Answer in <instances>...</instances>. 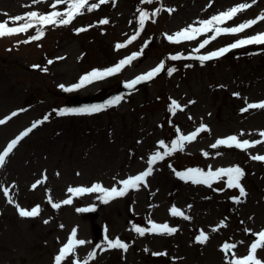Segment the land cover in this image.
Segmentation results:
<instances>
[{"label":"rangeland","instance_id":"obj_1","mask_svg":"<svg viewBox=\"0 0 264 264\" xmlns=\"http://www.w3.org/2000/svg\"><path fill=\"white\" fill-rule=\"evenodd\" d=\"M93 2L98 0H89ZM242 3L252 0H109L90 12L82 10L69 24L40 25L34 20L24 33L0 37V119L6 121L0 124V153L34 122H41L19 140L0 167V264H55L54 257L73 229L86 243L62 264L85 260L87 264H229L233 254L242 258L249 253L257 239L251 233L264 230V161L251 158L264 155V143L247 149L211 145L231 135L241 141L264 140L259 135L264 131V109L241 111L249 103L264 102V45L234 49L224 58L205 62L198 57L264 33V21L240 33L221 34L199 52L194 51L199 43L214 33L178 43L167 39ZM54 4L56 0H0V22L31 11L46 15L68 10L67 2ZM138 9L149 14L143 29ZM157 9L158 14L152 15ZM261 15L264 0H256L220 27H234ZM103 19L109 23L100 24ZM38 28L43 35L31 40ZM82 28L86 30L77 31ZM137 32V39L118 54L116 46ZM133 54L137 58L120 72L73 87L82 77L113 68ZM173 55L181 59H170ZM161 62L165 67L160 77L115 105L92 114L59 115L68 96L113 92ZM169 69L175 71L169 75ZM172 100L183 110L173 114ZM12 112L18 114L9 119ZM201 125L205 130L185 142L183 150L152 166L147 186L129 189L107 203L100 192L67 191L96 183L108 189L123 187L122 180L147 170L151 155L164 152L160 141L170 146ZM234 166L244 172L239 181L243 196L238 188L227 186V177L210 181L209 186L176 174ZM37 181L42 182L33 189ZM65 199L72 203L62 204ZM50 200L61 207L53 208ZM16 205L25 210L39 206L40 212L21 217ZM173 206L189 219L171 215ZM77 209H96L98 215L92 218L89 210ZM149 221L167 223L176 231H146L143 236L135 231L137 226L150 228ZM94 227L102 228V238H96ZM201 231L208 236L204 243L196 240ZM116 238L128 245L126 251L107 247V240ZM225 242L236 244L227 257L221 250ZM256 256L264 262V249L258 248Z\"/></svg>","mask_w":264,"mask_h":264},{"label":"snow or ice","instance_id":"obj_2","mask_svg":"<svg viewBox=\"0 0 264 264\" xmlns=\"http://www.w3.org/2000/svg\"><path fill=\"white\" fill-rule=\"evenodd\" d=\"M34 2H39V0H34ZM67 2L68 10L64 13H61L59 11H53L50 14L41 15L38 14L36 11H31L27 13L26 15H18L11 18V24L16 26H9V20H5L3 22H0V37H4L7 35H13L18 33H24L29 28L33 26V21L35 20L40 25H55V24H69L71 21L75 18L76 15L81 14L82 10L92 11L93 9L99 8L101 5L106 4L109 2V0H98V2L89 3V0H56V4L53 5V7H56V5H59L61 3ZM152 3L153 0H142V3ZM256 0H252V3H242L239 5H236L234 7H231L230 9L221 12L217 15H213L211 18L203 21H199V27H195L192 25L187 26L181 31L176 32L174 35H167V39L172 42H180V41H191L197 39V37L204 35L206 33L212 32L214 33L209 38L204 39L202 42L199 43L198 47L194 50L196 52H199L200 49H203L208 43L211 42V40H215L219 35L221 34H235L243 32L245 29H248L252 27L253 25L257 24L259 21H264V15L259 16L257 19L248 20L246 22H243L237 26L234 27H220V25L225 24L227 21L232 20L238 13H240L243 10H246L252 6V4H255ZM140 15H139V26L141 29H143L145 21L148 19V12L138 9ZM160 9H157L156 12H153L152 15H157ZM174 11V10H169ZM21 21H24V23H19ZM154 22V21H153ZM100 24H107L109 21L107 19H103L99 21ZM86 29H78L77 31H84ZM43 35L42 29H37V34L32 36L31 40H38ZM139 35V32H137L135 35L131 36L128 39V43L131 44L135 39H137V36ZM28 42V41H25ZM249 44H258V45H264V33H260L251 37L240 39L234 43H232L228 47L221 48L217 51L211 52L207 55H201L198 57L199 60L208 61L213 58L219 57L224 55L226 52L230 51L232 48H239L245 45ZM146 46V45H145ZM117 48H123L125 47L124 44H118L116 46ZM138 54H133L132 56L127 57L126 59L121 60L115 67L109 68L106 71H93L92 73L84 76L81 78L80 82L76 85H74V88H79L84 86L86 83H91L94 80L102 79L106 75H112L114 73L120 72L121 69L125 66L130 64L133 60L137 58ZM172 60H178L181 59V56L179 55H173L170 57ZM49 63H52V61H49ZM38 67V66H37ZM165 65L163 62H161L156 68L148 71L145 74L137 76L135 79L130 81L127 84V87L129 89L134 88L135 85L143 82L153 79L158 73H160L164 69ZM44 71H47V69H44ZM169 75L175 69H169ZM67 91H71L72 89H66ZM234 95H239L234 94ZM121 97H116L114 100L109 101V104H116L120 101ZM192 103V102H190ZM103 105H94L90 107H82V108H73V109H63L59 112V115H67V114H92L100 112L103 109ZM260 108L264 109V102L260 103H249L247 104V107L242 109L241 111H248L249 109H255ZM183 110V108L177 103V101L172 100L171 101V110L173 114H175V111ZM17 112H12L9 119L11 117L16 116ZM48 117L45 116L44 120H47ZM6 121L4 119H0V124H4ZM41 123L40 121L34 122L30 128H28L26 131L22 132L20 136H17L15 139H13L7 147L3 150L2 153H0V167H2L5 163L6 157L9 156V154L13 151L17 143L20 139H22L24 136H27L34 128L38 126V124ZM205 130V126L201 125V127L191 133L190 135H180L178 139L173 140L169 145L165 144L164 141L159 142V146L164 149V152L161 153L157 151L148 160V168L145 171H142L138 175L130 176L127 179L122 180L120 183H122L123 187L117 188L113 186L112 188H104L101 184L96 183L93 184L91 187L84 188V187H69L67 191L69 193L73 194H81L85 192H100L104 194L103 202L107 203L109 199L115 198V197H121L126 194V192L129 189H138L141 184L146 185V178L152 174L153 171V165L159 161L162 160L165 156L171 155L173 152L177 150H183L185 142H191L193 141L196 136L198 135L199 131ZM179 131V129H177ZM243 135V133H241ZM261 137H264V131H261L259 133ZM264 143V140H257V141H249L247 139L245 140H239L236 135L228 136L224 139H218L215 144L211 145V147L216 148L218 145H225V146H235L237 148L241 149H247L249 147H254L256 144ZM207 155V153H205ZM254 160H260L264 161V155H255L251 157ZM178 176H180L182 179L185 180H191L193 183H204L209 184L210 181L217 180V179H223L224 177H227V186L229 188H238L240 191L241 196L245 195L244 188L241 186L239 181L244 175L243 170L239 166L234 167H228V168H220L216 171H212L211 168L205 173L204 171L200 169H188L185 172H177ZM42 181H37L36 184H33L32 187L35 189L39 183ZM5 196L8 197V202L12 203V198L9 195L8 189H4ZM52 203L53 208H60L61 203L62 204H71V199H65L61 203ZM19 215L21 217H35L39 214L40 208L39 206L33 207L31 210H25L21 208L19 205H16ZM90 209H77V211H88ZM171 215L173 216H183L185 219H189V217L184 216V213L173 206L170 209ZM45 223H48V221H45ZM151 224V227L148 229L142 228V227H135V231L143 236L146 231L157 233V234H172L176 231L175 228L169 227L167 223L163 224H157L155 222L149 221ZM222 227H226L227 225L221 222ZM61 227H63L61 225ZM217 229H213V231H216ZM245 232H250L249 229H245ZM252 235L256 236L257 239L251 243L249 247V253L244 256L243 258H235V254H233V259L229 261V264H264L260 259L257 258L256 253L258 248L264 249V230L260 231L259 233H251ZM77 233L76 230L73 229L70 238L68 239L67 243L64 244L61 249L59 250V254L54 257L55 264H61L62 261H65L66 258L70 257L76 250L77 246L84 245L86 241L79 240L76 238ZM208 239V236L203 231L200 232V234L196 237L197 242L204 243ZM243 243V242H241ZM107 247L108 248H121L125 251L127 250L128 245L121 242L119 238H116L115 240H107ZM236 247V244H229L225 242L222 245V251L225 253V256L227 257L228 253L231 252L232 249ZM154 255H163V253H154ZM90 257L92 259L95 258V252L90 253ZM73 264H78V262H73ZM84 264H87V260H85Z\"/></svg>","mask_w":264,"mask_h":264},{"label":"water","instance_id":"obj_3","mask_svg":"<svg viewBox=\"0 0 264 264\" xmlns=\"http://www.w3.org/2000/svg\"><path fill=\"white\" fill-rule=\"evenodd\" d=\"M125 91H126V92H130L131 90H126V89H125ZM92 216H93V217H96L97 214H96V213H93ZM96 233H97V235H99L100 230H96Z\"/></svg>","mask_w":264,"mask_h":264}]
</instances>
